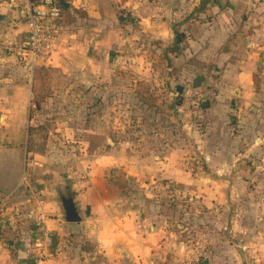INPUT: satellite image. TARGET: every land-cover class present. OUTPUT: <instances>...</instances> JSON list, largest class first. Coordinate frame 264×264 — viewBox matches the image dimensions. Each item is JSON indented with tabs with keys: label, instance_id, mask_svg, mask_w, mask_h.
<instances>
[{
	"label": "crops",
	"instance_id": "obj_1",
	"mask_svg": "<svg viewBox=\"0 0 264 264\" xmlns=\"http://www.w3.org/2000/svg\"><path fill=\"white\" fill-rule=\"evenodd\" d=\"M62 1L66 10L58 23L61 44L56 53L31 67L0 55V132L12 139L6 143L0 137V155L7 153L14 160V174L0 180V264H181L195 252L178 246L153 198L126 192L115 182V168L127 165L115 140L107 139L114 149L95 155L90 166L75 172L78 178L71 172L70 192L82 216L79 222L63 220L60 192L48 194L27 182L20 143L29 134L31 105L41 107L35 102L40 93L35 82L46 69L104 80L107 64L127 40L136 52L139 38L150 45L152 39L164 42L172 23H180L188 45L176 61L200 57L210 69H221L222 81L213 103L178 107L193 114L189 124L197 163H185L179 150L174 160L162 157V168L147 164L145 169L163 178L174 175L179 192L199 197L196 200L209 209L203 214H216V207L233 204L239 185L246 187L247 172L232 162L249 155L250 143H264V0ZM27 32L21 8L0 9V39H20ZM185 91L178 88L177 94ZM169 187L174 193L176 187ZM181 211L187 215V210ZM186 223L182 228L193 221Z\"/></svg>",
	"mask_w": 264,
	"mask_h": 264
},
{
	"label": "rangeland",
	"instance_id": "obj_2",
	"mask_svg": "<svg viewBox=\"0 0 264 264\" xmlns=\"http://www.w3.org/2000/svg\"><path fill=\"white\" fill-rule=\"evenodd\" d=\"M172 24L166 41L152 39L150 45L145 37L139 38L136 52L127 40L107 64L104 80L79 79L53 69L39 74L41 107L31 105L29 134L20 143L27 182L48 194L56 189L58 199L74 198L71 172L78 178L75 172L90 166L95 155L114 149L107 139L115 140L117 152L127 162L115 168V182L126 192L153 198L158 214L169 221L167 226L178 246L195 252L186 255L181 264H264V143H250L249 155L232 162L231 166L242 165L247 172L246 187L243 190L239 185L233 204L216 207V214H203L209 209L196 200L199 197L179 192L174 175L163 178L146 172L147 164L162 168V157L174 160L179 150L185 163H197V143L189 124L193 114L178 111V107L213 103V93L222 81L221 69H210L211 64L199 61L200 57L176 61L186 49L188 37L178 27L180 23ZM174 29L186 35L180 54L170 51L175 44ZM123 33L128 35V29ZM178 88L186 91L178 95ZM2 133L1 140L8 143L10 138ZM10 156L0 155L3 182L4 174H14ZM131 168L135 173L130 175ZM185 217L193 224L182 228L190 222Z\"/></svg>",
	"mask_w": 264,
	"mask_h": 264
},
{
	"label": "built area",
	"instance_id": "obj_3",
	"mask_svg": "<svg viewBox=\"0 0 264 264\" xmlns=\"http://www.w3.org/2000/svg\"><path fill=\"white\" fill-rule=\"evenodd\" d=\"M3 7L21 8L28 32L20 39H0V55H10L28 67L47 60L60 47V27L64 10L59 0H0Z\"/></svg>",
	"mask_w": 264,
	"mask_h": 264
},
{
	"label": "water",
	"instance_id": "obj_4",
	"mask_svg": "<svg viewBox=\"0 0 264 264\" xmlns=\"http://www.w3.org/2000/svg\"><path fill=\"white\" fill-rule=\"evenodd\" d=\"M61 205L63 210V220L69 222H79L82 220L80 211L73 198H61Z\"/></svg>",
	"mask_w": 264,
	"mask_h": 264
},
{
	"label": "trees",
	"instance_id": "obj_5",
	"mask_svg": "<svg viewBox=\"0 0 264 264\" xmlns=\"http://www.w3.org/2000/svg\"><path fill=\"white\" fill-rule=\"evenodd\" d=\"M35 1L38 2L39 0H35ZM59 3L63 7V10L65 12V10H66V3L63 2L62 0H59ZM62 18H63V16H62ZM62 18H61V20H62ZM61 20H59L58 23ZM174 33H175V41H174L175 44H174V46L172 48H170V51L171 52H175L176 54H180L181 52H183L182 51L183 48L181 46V43L186 39V35L183 32H181L179 30H176V29H174ZM255 82H256V79H255ZM39 83H40V77H38L37 78V82H35V88H36V86L37 87L39 86ZM35 102H36V104H37L38 107L41 106V101H40V99L38 97V94L37 95L35 94Z\"/></svg>",
	"mask_w": 264,
	"mask_h": 264
}]
</instances>
